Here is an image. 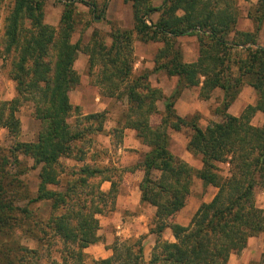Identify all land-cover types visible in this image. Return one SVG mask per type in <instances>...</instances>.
I'll return each instance as SVG.
<instances>
[{"label":"trees","instance_id":"obj_1","mask_svg":"<svg viewBox=\"0 0 264 264\" xmlns=\"http://www.w3.org/2000/svg\"><path fill=\"white\" fill-rule=\"evenodd\" d=\"M130 1L133 32L139 40L164 44L152 72L162 71L177 78L176 88L167 98L159 89L149 87L148 73L133 76L131 62L125 61L130 52V33L117 46L121 57L115 56L119 52L116 49L108 60L98 45L82 50L78 42L69 43L70 10L58 32L43 24L41 1L13 0L11 12L4 19L0 59L5 63L3 70L8 64L6 74L14 83V96L9 101L0 100V129L13 138L10 146L0 148V231L12 235L26 227L24 234L35 233L37 240L42 239L40 235L51 240L41 255L24 248L0 247V255L8 264L24 258L29 264L36 258L38 263L55 242L60 244L62 254L48 264H86L83 250L100 242L96 216L115 207L119 181L105 175L107 169L89 165L72 169L63 163L73 159L74 151L76 161L82 162L87 136L103 131L105 121V115L99 113L70 123L72 117L80 115L79 108L71 106L68 99L79 84L73 69L78 52L89 55L91 67L101 63L100 81L108 84L106 90L113 91L109 97L126 100L124 128L135 130L149 147L142 163L121 172L143 173L138 186L140 204L155 209L150 233L155 235L156 246L148 264H227L230 254L245 247L249 238L264 234V210L255 204V188L264 183V122L260 127L251 125L257 112L264 115V46L257 44L264 21V0L258 1L256 15H251L255 33L235 32L236 9L228 0H165L159 8L152 7V0ZM76 3L87 4L83 0ZM87 6L95 9L94 5ZM154 12H159L158 20L148 25ZM230 32L237 36L231 43L225 38ZM188 34L196 35L200 43L194 63H184L174 47L176 38ZM245 84L257 95L254 105L247 106L238 117L227 114ZM194 87H200L203 100H208L215 89L223 92L221 104L215 109L220 122L211 121L201 129L196 115H176L174 105L182 91ZM163 99L164 114L152 125L150 119L158 113L157 102ZM27 102L32 103L38 132L35 141L20 142L17 114ZM169 129L191 132L186 150L200 157V170L171 155ZM24 158L33 165L24 166ZM217 164L228 166L225 177L219 175ZM36 170L35 192L20 193L19 186L24 188L20 178ZM153 170L160 172L159 178L153 177ZM193 178L216 188V195L198 208L187 227L169 222L184 207ZM104 182L111 183L107 192L101 190ZM41 203L51 210L44 221L36 217ZM32 205H36L35 210ZM166 228L171 229L175 243L162 240ZM112 251L108 259L92 263L144 264L142 238L130 243L115 241ZM260 264H264V252Z\"/></svg>","mask_w":264,"mask_h":264},{"label":"rangeland","instance_id":"obj_2","mask_svg":"<svg viewBox=\"0 0 264 264\" xmlns=\"http://www.w3.org/2000/svg\"><path fill=\"white\" fill-rule=\"evenodd\" d=\"M35 1L42 2L43 24L53 28L55 32H58L60 28L63 27V19L70 10L71 19L68 23H70L72 30L70 32L69 43L73 44L78 42L82 50L91 49L94 45H98V47L101 48V52L105 54V59H112L111 57H113L117 53V50H119L117 49V46L124 43L121 38L127 37L126 35L129 36L130 33V52L128 58H126L125 61L128 59L127 61L131 62L134 77L143 75L144 73H148L149 75L147 82L149 87L155 90L159 89L164 98L169 97L175 90L177 85V78L168 77L162 71L155 73L152 72L155 67V57L158 51L163 48L164 44L163 42L157 41L143 42L139 40L137 35L133 32L134 18L132 2L130 0H83L87 3L86 5L76 3L77 0ZM228 1L232 2L233 6L236 9V23L234 25L235 32L255 33L254 26H252L251 31L249 29L250 27L245 25L244 18L246 17V13L249 9L248 6L245 5L243 0ZM164 2L165 0H152L151 5L154 8H159L164 5ZM90 4L94 5L95 9H91L87 6ZM221 5H223V2L220 4V6ZM12 7L13 0H0V37L3 34L4 19L11 12ZM178 14L181 15V12H178ZM248 15L250 17L251 15L252 17L255 16L253 11L251 13L249 11ZM158 17L159 12L152 13L149 17L150 22L147 21V24L151 25V23L157 22ZM262 29L263 24L257 33V44H259L260 46H264V33H261ZM225 38L229 43L234 40H237V36H235L234 32H230ZM178 39L179 51L184 50V53L192 58L193 55H198L199 57L200 43L196 35L188 34L178 37ZM176 43L177 38L175 39L174 47L176 46ZM115 56L121 57V51L119 50L118 55ZM140 57L143 58L142 61ZM0 60V100L9 101L14 96V85L12 81L9 80L8 75L6 74L8 64H6V69L3 70L2 67L5 63L2 59ZM139 62L140 66L135 69L136 64ZM147 64H149L150 66L140 68L141 65L145 66ZM94 66L95 67L93 69H88V67L84 68L85 71L83 73V81H87L90 83V86L95 87L96 90L93 91V89H89L88 91H97V93L100 95V100L102 101V104L104 103L105 112H103V114L105 115V121L103 124V131L87 136L85 142L86 144L84 145L83 150L85 154L82 162L76 161L74 157H77L78 155L76 153L77 151H74L73 159L63 160V163L65 165L70 166L72 169L80 168L82 165H89L90 167L107 169L108 172H106L105 175H111L115 181H119L117 194H124L123 197H126V195H129L131 197V192L134 190H132L133 187H131V185L135 184V181L137 180L141 181L143 173H137L136 171H134L133 173L126 172L121 174V172L126 171V169L138 165L139 163H142L144 154L148 151L149 147L144 143L143 145H140L138 143L135 144L133 140L128 142L127 136L125 134L126 128H124L127 120L126 101L125 99H117L115 96L109 97V93H113V91L106 90L108 84L103 82L102 80L100 81L101 63L97 62L94 64ZM106 69L110 71L112 67H106ZM245 86L247 87L248 92H245ZM182 92L185 93L187 97L186 100H189L191 98L199 103L204 101L207 102V100H203L199 96L200 87L184 89V91ZM222 97L223 92L220 89H215L212 92L211 97L208 99L209 104L206 102L202 103L203 107L205 106L204 109L206 110V113H208L209 116H204L201 114L200 110H195V112L188 117L191 118L196 115L198 117V121L200 118H203L202 120L205 121L200 120L198 122V126L201 129H204L207 124L211 121L220 122L221 117L215 114V109L219 108ZM237 99H239L238 103L242 101V104H238L241 106V110L239 113L240 115L241 112L247 106L254 105L257 99V95L251 87L245 84L242 86L241 91L236 100ZM79 112L80 115L76 113L77 115L70 119V123L72 125L75 123V121L80 120V116L83 114V112L81 110H79ZM32 113V103L27 102L20 107L19 112L17 114V117L20 120V135L17 138V141L33 142L36 140L39 123L33 118ZM163 114L164 109H162L161 112L158 111V113L150 119L152 125L157 123L161 119ZM208 117H211V119ZM263 122L264 115L260 112H257L251 120V125L260 127ZM171 134L174 133L171 132ZM190 134L191 132L189 130H182L181 134H178L179 136H176V134L170 136L169 152L176 158H174L175 160H182L181 155L184 154V150H186ZM12 143L13 138L8 135L5 129H0V148L5 149ZM24 160V166L31 167V165H33V162L31 160H26L25 158ZM190 162L192 165L189 163L188 164L193 168H196L197 166L201 167L200 157L198 156H193ZM216 166L219 175L225 177L227 175L228 166L225 164H217ZM37 171L38 170L34 172H29L26 177L20 178L21 181H23L24 183V188L22 187L20 189V186L18 188L20 190V193L32 194L33 192H35L37 186ZM152 175L154 178H159L160 172H158L157 170H153ZM136 188H138V185H136ZM209 188L211 187L204 186L201 184L199 185L197 179L193 178L190 193L186 199L185 205H189L192 202L193 209L203 203L205 199L209 200L210 196L214 193L212 190L209 191ZM105 189L106 188H104V190ZM117 201L118 200L116 197L115 206L117 204ZM255 204L258 208L264 210V183L255 188ZM19 205L24 206L23 203H20ZM30 208L35 210L36 205H32ZM153 211L154 209L148 207V205H140V208H137L135 212H126L123 216L122 221L125 222L128 226L133 225L134 227L138 228L136 229V232L139 231V233H142L143 229L145 228L143 227V224L147 223L149 225L150 220L153 216ZM190 213L184 215V219H191L193 213H191V215ZM36 214V217L42 221L47 219L48 216L51 214L49 205L44 203L39 204L38 211L36 210ZM112 214L113 213H107L104 216L112 219ZM25 229L26 227H24L23 230H16L12 235L10 234V232L6 233L4 231H0V247L8 246L13 249L24 248L27 250L35 251L37 255H41L45 251L46 245L51 242V240L43 238L42 235H40L42 239L37 240L35 233L24 234L23 231ZM55 243L52 245L51 249L47 252V254L42 260H39L38 263H35L36 258H32V261H34V263L31 264H48L51 260L60 259V254H62V248L60 244ZM29 262L30 261L28 260V258H24V260H21L20 262H17L15 260L12 264H29ZM86 262L88 264H93L92 260L86 259ZM0 264H8L4 259H2L1 255Z\"/></svg>","mask_w":264,"mask_h":264},{"label":"crops","instance_id":"obj_3","mask_svg":"<svg viewBox=\"0 0 264 264\" xmlns=\"http://www.w3.org/2000/svg\"><path fill=\"white\" fill-rule=\"evenodd\" d=\"M258 1L259 0H245V1L243 0L245 5H247L248 9H249L248 12L246 13V17L244 18V22H245L246 26L250 27L249 29L251 31H252V26L255 27V23L253 22L252 18L248 14H249V11H250V13L253 11V13L256 15L255 10L257 8ZM261 33H264V21H263V29L261 30ZM178 40L179 39L177 38V43H176L175 48L179 50ZM180 52L182 54V61L184 63H194L197 60L198 55L197 56L193 55V58H192V57L186 55L184 53V50L183 51L180 50ZM83 54L84 53H82V52H78L75 63L73 65L74 71L79 76V84L68 95L69 104L73 107L79 108V110H81L83 112V114L80 117H85L88 115L99 114V113L105 112L104 103L102 104V101L100 100V95L97 93V91L96 92H89L88 91L89 89H93V91L96 90L95 87L90 86L89 82L83 81V73L85 71L84 68L88 67V69L89 68L93 69L95 67V66L91 67V65H90L89 55H87V54L83 55ZM140 59L142 61L143 58L140 57ZM149 64H147L145 66L141 65L140 68L149 67L150 66ZM138 66H140V62L136 64L135 69L138 68ZM150 69H151V67H150ZM132 74L134 76L133 71H132ZM13 85H14V83H13ZM244 90H245V92H248V89L246 86H245ZM180 96L181 97L178 98V100L175 104V108H174L176 110V115L178 117L189 118L188 116L193 114L195 112V110H200L202 115L209 116L208 113H206V110L204 109L205 106L203 107V105H202V103H204L206 101L199 103V102L194 101L191 98L189 100H186L187 97H186L184 92H182ZM238 100L239 99L235 100V102H233V104H231L229 106V108L227 109V114L234 116V117L239 116L241 106L238 104H242V101L238 103ZM162 101H163V103H162ZM206 103H208V100ZM126 106H127V104H126ZM157 106H158V111L161 112L162 109H164V100L158 101ZM257 115H259V114H257ZM208 118L211 119V117H208ZM202 119L203 118H200L199 121L200 120L205 121ZM171 132H173L174 134H171ZM167 133L169 136V143H170V136H173L175 134L177 136L178 134H181V132H175V131L170 130V129L167 131ZM125 134L127 136L128 142L133 140L135 144L138 143L140 145L141 144L143 145V142L137 136V133L135 130L126 128ZM168 149H169V147H168ZM148 151H149V149H148ZM192 157H193V155L190 152H188L187 150H184V154L181 155V159L184 160L185 162L189 163V164H191L190 161L192 160ZM200 165L202 167L201 162H200ZM201 167L197 166L195 169L200 170ZM136 172L138 173L141 171L136 170ZM197 181H198L199 185L200 184L204 185L202 183V181H200L199 179H197ZM135 182L137 184L135 183V184L131 185V187H133L132 190L134 189L131 192V197L129 195H126V197H123L124 194H119V195L117 194V200L118 201H117V204L115 206V209L113 211L109 212V213H113L112 219L104 216L106 214L96 216L97 219L99 218L98 219L99 230L97 232V235L100 237V242L95 244V245H91V246H89L83 250V253L86 256V259L92 260V261L93 260L98 261V260L108 259L109 257H111L113 255L112 246L115 243V241L130 243V241H132V240H138V239L142 238L143 262H144V264H148L151 261V256H152L153 251H154L155 246H156L155 235L150 233L152 218L150 220L149 225L147 223L143 224V227H145V228L143 229L142 233H139V231L136 232V229H138V228L134 227L133 225L128 226L125 222L122 221L123 216L126 212H133V211L135 212V210H137V208H140V205H141L140 204V192H139V189L136 188V185L139 186L140 180L139 181L137 180ZM110 187H111L110 182H104L101 185V190L103 192H107V191H109ZM210 187L211 188H209V191L212 190L214 193L210 196L209 200L205 199L203 201V203H201L198 207L196 206L193 209H192V202L189 205H184V207L179 212H177L176 214H174L173 216H171L169 218V222L175 223V224L183 226V227H187L190 224V221L192 218L191 219H184V215H187L188 213L191 212V213H193L192 214V217H193L194 214L196 213V211L198 210V208L202 204L211 202L212 199L214 198V196L216 195L217 189L212 187V186H210ZM104 188H106V189L104 190ZM185 204H186V202H185ZM148 207H151V206H148ZM151 208H153V207H151ZM154 211H155V209H154ZM154 211H153V215H154ZM191 213H190V215H191ZM162 240L167 241L168 243H175L176 242V239H175L170 228H166L163 231ZM253 246H254V248H253ZM263 252H264V234H260L257 237L249 238L245 247L237 248V250L233 251L229 256L227 264H260L261 256H262ZM86 264H88V263L86 262Z\"/></svg>","mask_w":264,"mask_h":264}]
</instances>
